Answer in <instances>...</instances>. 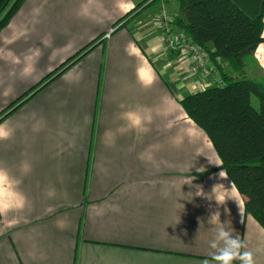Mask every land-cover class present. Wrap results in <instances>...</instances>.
<instances>
[{"label":"crops","instance_id":"crops-1","mask_svg":"<svg viewBox=\"0 0 264 264\" xmlns=\"http://www.w3.org/2000/svg\"><path fill=\"white\" fill-rule=\"evenodd\" d=\"M142 1L25 0L0 31V113L109 34L0 122L14 130L0 140V166L19 181L0 187V198H25L22 208L0 213V264H212L208 245L219 225L208 220L217 210L255 264H264L263 228L228 177L219 179L210 140L180 105L206 87L163 43L162 7L173 35L184 32L175 24L176 0H158L113 28ZM229 1L250 19L264 3ZM245 75L264 77V42ZM137 107L151 110L149 130L113 142L106 133L122 126L119 113ZM217 183L232 186L217 189L230 199L219 208L205 198Z\"/></svg>","mask_w":264,"mask_h":264},{"label":"trees","instance_id":"trees-1","mask_svg":"<svg viewBox=\"0 0 264 264\" xmlns=\"http://www.w3.org/2000/svg\"><path fill=\"white\" fill-rule=\"evenodd\" d=\"M24 1L0 0V31ZM157 1H142L118 19L113 28L125 27ZM176 1L179 13L176 26L186 32L192 43L206 51L221 80V84L183 97L180 105L210 140L220 168L246 199L250 215L264 230V77L251 79L245 75L246 60L264 42V3L260 15L250 19L229 0ZM105 41L103 35L98 36L43 82L53 81ZM43 82L3 110L0 122L41 90L43 87H38ZM253 98L258 101L257 108L252 104Z\"/></svg>","mask_w":264,"mask_h":264},{"label":"clouds","instance_id":"clouds-1","mask_svg":"<svg viewBox=\"0 0 264 264\" xmlns=\"http://www.w3.org/2000/svg\"><path fill=\"white\" fill-rule=\"evenodd\" d=\"M23 71L25 74L30 72L31 64L27 65ZM138 82L141 83L142 87L150 86L148 82ZM118 119L123 122L122 126L117 128L115 132L109 130L106 133V135L110 137L113 142L117 134H125L128 132H135L137 134L146 133L149 130L147 125L151 123L153 116L150 109L137 107L120 112ZM13 133V129L6 125H0V140L9 139ZM30 170V164L27 161H22L20 164L21 173L27 174ZM221 176H226V172H224L223 169L219 172V179H221ZM18 183L19 181L11 177L6 168L0 166V187L8 186L12 188ZM221 185L223 186V190L232 191L231 184L230 189L226 190L223 184L217 183L213 186L211 192L205 197L209 201H214L217 208L224 205L227 200H230L228 198L221 199L218 197L217 189ZM201 195H204L202 191ZM232 201L236 203L235 200ZM24 203L25 198L22 194H18L11 202H5L2 198H0V213L8 211L10 208H22ZM236 205L238 207L237 203ZM224 211L227 213V208H225ZM219 217L220 212L217 210L208 220L219 225V227L214 229L215 235L209 241L208 245L211 250L210 258L212 264H255L253 253L251 251L243 250L245 246L242 241L238 238V236L233 235L231 230L224 227V223L220 222Z\"/></svg>","mask_w":264,"mask_h":264},{"label":"built area","instance_id":"built-area-1","mask_svg":"<svg viewBox=\"0 0 264 264\" xmlns=\"http://www.w3.org/2000/svg\"><path fill=\"white\" fill-rule=\"evenodd\" d=\"M159 28L162 30L163 43L170 50L178 55V65L181 70L193 76H198L209 87L221 84V80L212 67L207 53L198 45L192 43L188 37L176 36L172 33V19L168 13L162 9L159 14ZM107 34L104 39H108Z\"/></svg>","mask_w":264,"mask_h":264},{"label":"rangeland","instance_id":"rangeland-1","mask_svg":"<svg viewBox=\"0 0 264 264\" xmlns=\"http://www.w3.org/2000/svg\"><path fill=\"white\" fill-rule=\"evenodd\" d=\"M175 3H177L178 4V2L176 1ZM162 9H164L166 12H167V10L165 9V7H162L161 8V11H162ZM168 13V12H167ZM179 14V13H178ZM168 15H169V13H168ZM170 16V15H169ZM170 18H171V16H170ZM172 19V18H171ZM172 22H173V20H172ZM159 27V26H158ZM161 32H162V30H161ZM186 33V32H185ZM176 36H185V37H188L187 36V34H185L184 35V32H182L181 34L179 33L178 35H176ZM205 51V50H204ZM206 52V51H205ZM176 53V52H175ZM208 55V54H207ZM224 67H226V64H224ZM205 87H207V86H205ZM252 104L254 105V107L255 108H257L258 107V101H257V99L256 98H253V101H252Z\"/></svg>","mask_w":264,"mask_h":264},{"label":"water","instance_id":"water-1","mask_svg":"<svg viewBox=\"0 0 264 264\" xmlns=\"http://www.w3.org/2000/svg\"><path fill=\"white\" fill-rule=\"evenodd\" d=\"M44 84H46V83H44Z\"/></svg>","mask_w":264,"mask_h":264}]
</instances>
